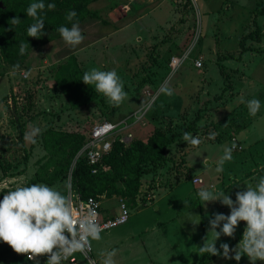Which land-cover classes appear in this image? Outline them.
Here are the masks:
<instances>
[{"label":"rangeland","instance_id":"rangeland-1","mask_svg":"<svg viewBox=\"0 0 264 264\" xmlns=\"http://www.w3.org/2000/svg\"><path fill=\"white\" fill-rule=\"evenodd\" d=\"M120 5L121 0L89 4V15L79 23L84 40L75 48L68 46L60 34L48 33L49 42L30 50L26 67L20 68L31 72L27 79L20 71L11 75L15 64H10L0 50V74L14 81L12 96L0 107V200L17 186L34 184L38 175L46 178L62 168L68 159L64 153L66 135L88 137L99 123L128 120L123 134H132V142H146L161 128L174 138L168 161L156 173L142 178L138 202H129V222L102 232L101 240L92 241L91 258L95 264H102L100 253L117 249L116 264H152L153 258L141 256L143 251L153 257V252L176 247L191 253L195 264L204 257L205 264H237L222 254L198 255L197 247L204 243L209 220L215 213L230 214V209L218 201L203 206L197 193L207 187L228 192L235 201L237 192L246 191V184L255 185L264 176V16H258L264 0H148L145 5L136 4L128 14L120 11ZM254 22L259 25L260 39L251 36L257 29ZM72 55L84 73L91 68L115 70L124 83L127 99L113 107L99 94L88 106L71 109L52 72ZM173 57H187L176 71L171 67ZM197 60L202 62L201 68L195 64ZM3 76L0 100L9 92ZM4 80L5 87L1 86ZM164 88L172 94H165ZM241 97L245 101L260 100L256 116L249 115ZM138 113L145 118L135 121ZM194 123L196 130L188 132L199 136V146L187 145L182 139ZM29 125L41 129L35 144L23 138ZM49 131L53 133L50 136ZM212 132L217 134L215 140L207 138ZM235 139L241 149L234 151L224 171L216 174L223 146L230 147ZM83 156L79 151L69 159L64 178L50 187L66 193L76 163ZM195 175H200L204 183L194 184ZM100 197L104 216L117 215L119 199H127L106 194ZM157 222L163 229L172 224L168 232L173 235L168 236L166 230L158 235ZM245 227L240 222L234 238L221 235L216 247L227 243L234 248ZM19 256L23 255L0 241V264L12 263ZM230 256H234L231 251ZM180 259L177 263L161 261L189 262L188 256ZM80 264L92 263L80 257ZM239 264L250 261L242 256Z\"/></svg>","mask_w":264,"mask_h":264},{"label":"clouds","instance_id":"clouds-1","mask_svg":"<svg viewBox=\"0 0 264 264\" xmlns=\"http://www.w3.org/2000/svg\"><path fill=\"white\" fill-rule=\"evenodd\" d=\"M46 7L52 10L56 5L54 3L46 5L44 0H35L28 6L27 16L33 18V23L27 30L28 37L39 39L45 35L44 19L39 13ZM76 16L75 11H70L66 20L71 23V28L61 26L57 29L63 41L72 48L84 40L79 22H73ZM11 23L19 24V17L13 18ZM28 45V43L19 45L20 55L25 54ZM18 71L20 65L16 64L11 75L15 76ZM20 75L27 79L31 72L20 71ZM82 82L87 86H94V91L106 98L113 107H119L127 99L124 83L115 70L91 68L83 74ZM162 91L167 95L172 94L168 88ZM241 103L247 104L250 116H256L261 107L260 100L255 98L245 101L241 97ZM137 115L140 118L143 114ZM40 134L41 129L38 126L29 125V130L25 132L23 138L25 142L35 144ZM216 135L212 132L207 138L215 140ZM182 139L191 146H199L202 143L199 136L189 132H185ZM236 149L235 142L230 147L223 146V154L218 158L214 169L216 174L224 171L225 163L233 159V152ZM245 186L246 191L237 192L235 201L228 192H214L207 187L198 191L197 195L203 206L219 201L230 209V214L215 213L209 220L208 234L203 245L197 247L199 256L222 254L223 258L234 259L237 264L242 256H246L250 264L264 262V176H260L255 185L249 183ZM240 222H244L246 227L239 243L231 249L227 243H221L218 249L216 242L221 235L234 238ZM103 230L94 208L88 207L81 211L75 206L71 195L43 183L17 186L4 194L0 200V241L10 246L16 254L24 255L36 264H39V257L45 256L46 264H63L76 253L87 256L91 251L92 241L101 240ZM230 251L234 256H230ZM117 252V249L101 252L102 264H116L114 258Z\"/></svg>","mask_w":264,"mask_h":264},{"label":"trees","instance_id":"trees-1","mask_svg":"<svg viewBox=\"0 0 264 264\" xmlns=\"http://www.w3.org/2000/svg\"><path fill=\"white\" fill-rule=\"evenodd\" d=\"M97 0H44V3H54L55 9L49 10L47 7L39 13L44 19L45 27L43 29L45 35L39 39L28 37L27 30L33 23V18L27 16L28 6L35 0H0V50L3 56L10 64H19L20 68L26 67L30 50L37 48L49 42L46 36L48 33L54 35L59 34L57 29L61 26L71 28V23L66 20V16L70 11H75L77 16L73 22H83L89 15V4ZM258 16H264V7ZM19 17L20 23L13 25L11 20ZM252 37L260 39L261 32L259 25ZM28 43L27 50L24 55H20L19 45ZM244 42H241L242 48ZM84 71L78 64L77 58L73 55L68 58L65 63L60 64L53 69L52 76L59 90L67 97L70 108L76 110L78 108L88 106L98 99L99 94L94 91L92 85H85L82 82ZM4 74H0L3 76ZM197 123V120H196ZM196 123L190 125L185 132L196 130ZM48 136L52 132H47ZM65 140L64 153L68 157L66 164L59 167L55 172L45 177H40L33 183L43 182L48 186H54L58 181L64 178L68 170V160L74 157L85 146L86 136L83 134H69ZM167 133L158 128L146 141H133L128 147L116 142L112 151L103 157L100 167L109 166V171L102 168L94 174L93 168L84 155L76 163L72 172V188L82 197H97L106 194L109 197L123 196L129 204H136L142 186V178L168 161V150L173 143ZM5 193L2 191L1 194ZM67 194V191H66ZM122 198V197H121ZM220 247V246H219ZM231 248V247H230ZM207 257L202 258L199 264H205ZM9 264H29L26 256L17 257Z\"/></svg>","mask_w":264,"mask_h":264},{"label":"built area","instance_id":"built-area-1","mask_svg":"<svg viewBox=\"0 0 264 264\" xmlns=\"http://www.w3.org/2000/svg\"><path fill=\"white\" fill-rule=\"evenodd\" d=\"M195 3H197L199 0H193ZM131 5L132 0H121V11L125 14H128L131 11ZM187 57H184L182 59L173 57L171 61V67L174 71L178 69L183 63ZM196 66L201 68L202 62L200 60H197L195 62ZM145 115L143 114L140 118H138V115L136 117L135 121H141ZM128 127V120H124L121 122H110V121H104L102 123H99L91 129L88 137L86 138L85 146L82 149V154H84L87 157V160L91 166H94L93 173L96 174L100 168L104 171H109V166H101V162L103 160V157L105 155H108L112 149L113 145L116 142H119L123 144L125 147L129 146L133 140V135L128 134L124 135V130H126ZM233 142L237 144V149L235 151H238L241 149V147L238 145L237 139H235ZM192 182L194 184H203L204 180L201 177H194ZM69 189L67 190V194L71 195L75 206L81 210L84 211L88 207H92L95 209V211L98 213V220L99 223L103 226V231H110L112 229H115L119 226L126 225L131 216L130 207L127 203V201L124 198L119 199V210L118 214L114 216H104L102 213V205H101V197H87L84 198L80 194L76 193L72 188V177H70L69 182ZM101 232V233H102ZM93 252V246L91 248V251L88 252L87 256H84L80 253L74 254L72 257H70L67 261H64L63 264H80V257L86 258L91 261L92 264H95L94 260L91 258V254ZM28 260V259H27ZM39 264H46L47 257H39ZM29 264H36L35 261L28 260Z\"/></svg>","mask_w":264,"mask_h":264},{"label":"crops","instance_id":"crops-1","mask_svg":"<svg viewBox=\"0 0 264 264\" xmlns=\"http://www.w3.org/2000/svg\"><path fill=\"white\" fill-rule=\"evenodd\" d=\"M148 2V0H132V5H131V10H133L134 9V6L137 4V5H139V6H142V5H145L146 3ZM119 9H120V11H121V7L119 6ZM122 12V11H121ZM79 58V57H78ZM0 78H1V76H0ZM3 78H6L7 79V85H8V89H9V92L7 93V94H5L3 97H2V99L0 100V107L2 106V103H3V101L4 100H6V99H8V97H10V96H12V93H13V90H14V81H12V79H11V77L9 76V75H7L6 74V76H3ZM1 86H3V87H5V80L4 81H1ZM2 108V107H1ZM239 141H240V138H239ZM241 142V141H240ZM241 144H242V142H241ZM243 146V145H242ZM194 177H201L200 175H195ZM218 203H220L219 201H218ZM161 224V222H157V224ZM203 223V222H202ZM158 224V226H157V228L159 229V232H157V234L158 235H160V236H162V235H164V233H165V230L168 232V229H172V226H170V225H172V224H170L168 227H165L164 229H163V226H161V225H159ZM159 226H161V227H159ZM161 232V233H160ZM168 236H169V234H171V235H173L171 232H168V233H166ZM181 237L182 238H188V236L187 235H181ZM167 239V238H166ZM171 240H172V238H171ZM177 240H179V239H177ZM177 240H174V243L177 241ZM188 240H190L191 241V239L190 238H188ZM174 243L172 244V246H175L174 245ZM171 246V245H170ZM171 246V247H172ZM200 247V246H199ZM144 249V248H143ZM198 249V248H197ZM164 251V253H165V256H164V253H162ZM163 251H158V253L157 252H153V257H151V255L148 253V252H145V255H144V251L141 253L142 255L141 256H144V258H146V259H148V260H150V258H153V260H152V264H162L163 262L161 261V259H165V260H168V261H172V262H174V261H176V263H177V260H179L180 258H184V257H186V256H188L189 257V262H188V264H195V263H193L192 262V260H191V258H192V254L191 253H187L186 252V250H178V249H176V247H174V250L172 251V249H170V248H168L167 247V249L166 250H163ZM176 251V252H175ZM171 256H170V255ZM183 254V255H182ZM178 257H180V258H178ZM100 258L101 259H103V257L102 256H100ZM139 259H141L140 257H139ZM181 260V259H180ZM140 260H138V261H135V263H137V262H139Z\"/></svg>","mask_w":264,"mask_h":264}]
</instances>
